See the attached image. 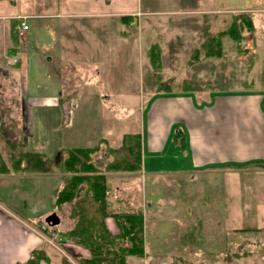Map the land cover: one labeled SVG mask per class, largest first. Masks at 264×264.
<instances>
[{
  "label": "rangeland",
  "instance_id": "rangeland-1",
  "mask_svg": "<svg viewBox=\"0 0 264 264\" xmlns=\"http://www.w3.org/2000/svg\"><path fill=\"white\" fill-rule=\"evenodd\" d=\"M55 1L50 9H58L54 12L56 15L27 20L30 26L28 41L21 43V48L27 51L26 70L21 76L24 82H20L19 71L6 64L1 56L3 48H0V92L11 95L19 89L21 95H48V100L43 103L55 106L48 109L32 107L30 105L35 101L28 100L25 103L29 104V110L24 108V113L16 117L9 109H14L15 104L20 108L21 101L0 100V121L7 137L14 142L23 140L22 150L53 157L59 151L69 152L72 147L94 146L105 136L110 145H119L123 133L144 131L150 94L168 91L165 82L169 93L193 92L184 91L191 89L186 87L187 81L197 88L195 92H204L203 96L208 94V98H213L216 93L247 91L264 95V0H113L112 3L95 0L98 5L94 4L93 8L103 13L101 17L86 14L76 19L70 17L71 35L67 38L53 33L64 30L61 22L67 20L59 18L57 12L86 13L91 6L77 1L65 6L60 0ZM9 4L10 0L0 1V15L8 13L7 8H12ZM41 7L40 4H29L28 0L22 2L24 13L31 14ZM203 8L213 9L214 13L202 14ZM238 12H250L255 29L244 28L239 39L223 36L222 56H208L207 49L215 46L210 40L214 41L218 31L229 23V16ZM122 15L131 17L127 24L122 22ZM3 22L7 29L0 40L9 44L10 21H0V26ZM92 22L102 27V42H99L98 34L87 36L88 48H77L73 43L79 38L73 36V31L84 29L83 25L88 31ZM61 41H67L71 47L56 48L53 45L54 42L61 44ZM154 44L161 50V66H155L151 61L149 48ZM61 95L63 102L59 103L53 96L60 98ZM175 131L174 126L171 138ZM2 141L4 139L0 137V144ZM105 144L102 143L103 149L95 157L103 160L101 166L98 165L103 170L105 162L113 156L104 151ZM174 146L170 144L163 152L162 164H148L146 170L159 167L173 171L185 167L187 164L182 159L176 161L175 158L182 155ZM147 155L149 158L153 153ZM129 172H105L107 211L112 216V213H141L144 227L148 222L151 224L148 225V237L155 249L149 245V255L144 259L129 256L128 264H264V230L231 229L228 234L226 228L228 206L240 210V213L231 214L236 217L235 221H242L251 210V207L241 206V203H247V196L241 188L244 181L239 175L237 179L232 177L231 198H227V188H222L223 173L215 177L218 179L210 180L208 172L206 179L194 182L183 177L184 181H180L173 175L154 176L146 186L142 177H136L138 171L133 173L135 175ZM90 183L82 188L90 187ZM148 200L152 203L149 221L144 218ZM195 216L208 221V225L212 216H219L225 223L218 225L219 230L176 227H180V220L193 221ZM47 238L57 243V250L73 259L72 252L63 246L59 235ZM246 240L258 244L251 246L252 254L240 258L236 252L240 243ZM228 242L231 243L230 260H223V255H218L220 252L208 253L212 248L218 250L224 245L226 248ZM167 248L176 253L181 248H189L190 252L182 255L187 260L179 253L172 254L167 260L166 255L157 254H163L162 249L167 253Z\"/></svg>",
  "mask_w": 264,
  "mask_h": 264
},
{
  "label": "crops",
  "instance_id": "crops-1",
  "mask_svg": "<svg viewBox=\"0 0 264 264\" xmlns=\"http://www.w3.org/2000/svg\"><path fill=\"white\" fill-rule=\"evenodd\" d=\"M38 1L39 0H28L29 4H40V6H42L37 11H33V13L29 14L22 12L23 0H10L11 4L9 5H12V8H7L8 13L0 15V21H10L9 44L7 42L5 43L4 40H0V48H3L1 56H3L2 58L7 65L19 71L20 82L25 81V79L21 81V76L26 70L25 60L27 55V51L21 48V43L28 40L26 38L19 39V54L14 56L8 55V48L12 47V26L15 25L19 32L21 27V20L18 19L19 15H27L30 16L29 18H42L56 15L54 12L58 10L50 9V6L56 4L55 0ZM60 1L65 6L74 4L75 1L87 3L91 6L86 13H71L69 10L64 11L65 14H61L59 11L57 12L59 18L64 17L67 20L61 22V25L64 26V30H56L53 33H55V35L60 33L63 38H67L71 35L68 25L70 17L76 19V17L81 14H86L89 17L97 15L101 17V14H103L101 11H95V8H93L94 4L98 5V2L95 0ZM112 2L113 0H110L108 3ZM57 6L62 5L58 4ZM201 11H203L202 14L205 15L214 13V10L209 8H203ZM113 15L114 14H111L110 17H113ZM28 19H26L27 23ZM6 25L7 24L3 22L2 26H0V39L4 36L1 34H4L5 28L7 29ZM67 28L68 30H66ZM82 28L84 29H78V31H82V33L73 31V36L79 38L77 42L73 43L77 48H88L86 45L87 36H96L98 34L100 38L99 42H102L100 34H103V32L99 24L97 25L95 22H92L89 25L90 29L88 31H86L85 25H83ZM29 29L25 34L26 37L29 35ZM53 45L56 48L71 47L67 41H61V44H55L54 42ZM62 52L66 54L65 50ZM0 70H2L1 67ZM15 73L17 75V72ZM203 93L204 92L193 91L191 93L150 94L146 109V124L144 131L141 130L142 170L136 172V177H142V179L147 182L146 186H148L150 180L154 176L173 175L178 177L180 181H184L181 178L183 177L186 178V180L194 182L206 179V173L208 172L209 178H211L210 180L218 179L215 177H220V173H223L222 188L225 190L226 186L228 193L227 198H231L229 189L232 177L237 179L239 175L241 180L244 181V185H241V188L246 191V204L252 205L245 204V206L241 203L242 208L251 207V210L247 211L250 213L246 212L248 215L245 216L242 221H240L241 219L235 221L234 219L236 217L231 215L232 212L240 213V210H235L230 206L227 207L228 210L226 212L228 213V221L226 228L228 234L231 232V229L242 231L264 230V167L254 164L242 168L228 166L210 167L211 165L226 163L241 164L251 161L264 162V95L262 92L247 91L216 93L213 98H208V94L203 96ZM47 96L48 95L44 94L21 95L19 89L16 90V93H11V95L0 92V100L21 101L20 108H17L15 104L14 109H9L12 115L16 117H20L24 113V108L29 110V104L25 103L28 100L35 101L34 105H30L32 107L36 106L44 109L55 107L43 103L48 100ZM53 97L57 102H63L62 95L60 98L57 96ZM204 98H206L207 101H203L205 100ZM176 125H180L183 132L182 136L184 142L181 148L178 147L181 143L172 142L173 139L171 138L173 127ZM122 136L119 145H110V141L106 136L99 138L98 143L104 141L111 148L117 149L120 148L122 144ZM172 143L175 145V148L177 147V149H180L179 153L182 155L181 158L176 157V161L182 159V162H185L187 165L173 171H166L159 167H150L146 170L148 164H162L164 161L163 152ZM1 144L0 150L2 149ZM147 153H153V155L148 158ZM43 155L45 157H50L46 154ZM62 157L64 158L65 155L62 154ZM3 159L9 170L3 171L4 167L0 166V264H29V260L34 256V251L38 254V264H98L95 261L98 257L104 260H107V258L112 259V256L107 257L106 255L99 256L94 254L90 248L84 246L82 243L76 240L65 239L62 236V233L72 228L74 223L70 218V205L67 203L60 206L57 205V195L62 185V175L64 174L60 168L55 166V168L52 167V169L46 172L36 171V169L31 167H24V164L20 167L11 165L7 156L3 155ZM133 173L134 172H129V174ZM106 176L110 178L108 173ZM252 181H255V183H252ZM144 195L147 197L146 192ZM147 203L148 210H145L146 208L144 209V218L149 221L150 215L148 214L151 210L149 208L152 203L150 200H148ZM161 203L162 202H160L159 208L162 206ZM50 216H54L57 220H51ZM212 218L213 220L209 222V225L207 224L208 221L201 220V217L195 216L193 221L184 222L180 220V227H176L180 229L207 227L208 229L219 230L218 228H220V226L218 225L222 222L219 220L220 217L212 216ZM115 219L116 218L112 215H108L105 219V229L108 236L110 235V237L118 238L121 228L119 222H116ZM148 225H151L150 222L144 227V255H137L141 259L147 258L149 255V245L153 250L155 249V244L149 241ZM161 226L163 225H160V227ZM56 235H59L63 246L72 252V260L67 258L47 241V236L56 237ZM257 244L258 243L246 240L240 243L236 253L241 256L240 258L248 256L253 253L254 249L252 248ZM230 248L231 243L228 242L226 248L225 245L218 250L212 248L208 253L217 254L220 252L218 255L222 254L223 260H230ZM169 250L170 248H167V253H165L162 249L161 251H163V254H159V252H157V254L166 255V259L168 260L171 258L172 254L179 253L180 257H183L182 255L190 252L189 248H181L178 253H176V251H171V253ZM184 250H186V252ZM196 250L198 249H195V252H197ZM129 256L131 255H126L125 257L126 264H128ZM183 259L187 260V258L184 257ZM257 260H259V258H257Z\"/></svg>",
  "mask_w": 264,
  "mask_h": 264
},
{
  "label": "trees",
  "instance_id": "trees-1",
  "mask_svg": "<svg viewBox=\"0 0 264 264\" xmlns=\"http://www.w3.org/2000/svg\"><path fill=\"white\" fill-rule=\"evenodd\" d=\"M233 14V13H231ZM230 15L229 23L225 28L218 31L214 41L210 40L214 48L207 49L208 56H222L221 38L225 35L233 39H239L242 36L241 30L244 28L253 31L255 26L250 12H238L234 16ZM122 22L127 24L131 17L122 15ZM12 47L8 48V55L19 54L20 40L18 29L12 26L11 32ZM215 42V43H214ZM209 43V42H208ZM204 45H207L205 43ZM152 64L162 65L160 48L154 44L149 48ZM190 84V85H189ZM186 87L191 89L184 91H195L196 87H191V83L185 82ZM165 88L168 89V83L165 82ZM195 86V85H194ZM161 90V89H160ZM176 131L173 134V141L183 145V132L180 126H175ZM1 147L5 152L11 165L20 167H31L36 171H48L56 165L64 172L62 175V185L57 195V205L67 203L70 205V218L73 221V227L64 231L62 236L68 240H76L84 246L90 248L94 254L111 257L107 260L98 257L95 261L98 264H126V255H144V222L141 213L125 212L114 214L120 224V236L118 238L107 235L105 229V219L111 215L107 211V189L105 172L106 171H130L136 172L142 169V134L139 131L127 132L122 136L120 148L113 149L106 145V153L113 155L112 159L105 162L104 170L100 168L103 160L96 158V155L103 149L100 141L93 147L71 148L69 152L59 151L53 157H45L42 153H31L22 150L23 140H9L4 129V124L0 121ZM62 154L65 157H62ZM259 165L264 167L262 161H251L248 163L234 164L226 163L220 165H211L210 167H246L248 165ZM0 166L3 171H8L6 162L0 152ZM88 182L90 187L82 188ZM121 217V218H120ZM34 256L29 260V264H38V254L34 251Z\"/></svg>",
  "mask_w": 264,
  "mask_h": 264
},
{
  "label": "built area",
  "instance_id": "built-area-1",
  "mask_svg": "<svg viewBox=\"0 0 264 264\" xmlns=\"http://www.w3.org/2000/svg\"><path fill=\"white\" fill-rule=\"evenodd\" d=\"M20 17L23 18V19L26 18V16H20ZM27 29H28V25H27L25 22H22V29H21V32H20L21 36H23L24 32H25ZM49 241H50V243L56 245V243H55L53 240L50 239Z\"/></svg>",
  "mask_w": 264,
  "mask_h": 264
},
{
  "label": "water",
  "instance_id": "water-1",
  "mask_svg": "<svg viewBox=\"0 0 264 264\" xmlns=\"http://www.w3.org/2000/svg\"><path fill=\"white\" fill-rule=\"evenodd\" d=\"M50 219H51V220H54V221L57 220L54 216H51Z\"/></svg>",
  "mask_w": 264,
  "mask_h": 264
}]
</instances>
